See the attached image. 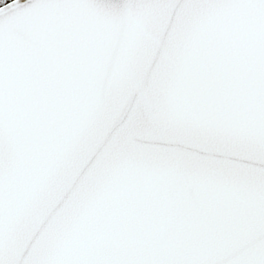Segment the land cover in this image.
<instances>
[{
    "label": "snow or ice",
    "instance_id": "snow-or-ice-1",
    "mask_svg": "<svg viewBox=\"0 0 264 264\" xmlns=\"http://www.w3.org/2000/svg\"><path fill=\"white\" fill-rule=\"evenodd\" d=\"M0 264H264V0H0Z\"/></svg>",
    "mask_w": 264,
    "mask_h": 264
}]
</instances>
